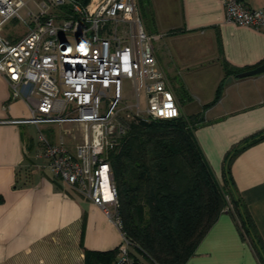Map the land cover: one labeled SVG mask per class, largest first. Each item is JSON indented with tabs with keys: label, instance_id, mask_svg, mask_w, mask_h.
I'll list each match as a JSON object with an SVG mask.
<instances>
[{
	"label": "crops",
	"instance_id": "1",
	"mask_svg": "<svg viewBox=\"0 0 264 264\" xmlns=\"http://www.w3.org/2000/svg\"><path fill=\"white\" fill-rule=\"evenodd\" d=\"M240 1L264 10V0ZM138 3L179 105L180 89L211 92L194 114L201 119L194 131L196 140L220 182L227 163L228 177L264 250V138L232 154L235 147L264 131V72L247 77H237L238 72L224 74V62L240 71L260 64L264 29L227 22L221 0ZM221 81V96L212 102ZM29 116L28 104L11 96L0 74V264H86L85 251L115 249L121 230L99 206L49 173L38 137L24 130L31 123L9 122ZM58 126L47 124V134L39 132L51 142L62 139L73 147L71 135ZM134 253L140 264H154L136 249ZM183 264L261 262L236 216L223 211Z\"/></svg>",
	"mask_w": 264,
	"mask_h": 264
},
{
	"label": "built area",
	"instance_id": "2",
	"mask_svg": "<svg viewBox=\"0 0 264 264\" xmlns=\"http://www.w3.org/2000/svg\"><path fill=\"white\" fill-rule=\"evenodd\" d=\"M33 1L36 11L26 12L30 21L22 36L11 39L0 33V74L11 96L24 99L30 109L28 118L9 122L80 125L81 141L73 147L62 139L51 142L39 132L40 155L54 178L99 206L121 230L108 151L126 127L120 119L113 121L123 98V80H130L136 91V105L125 117L172 119L185 114L158 61L154 35L145 27L138 0ZM221 1L227 22L264 29L263 9L240 0ZM25 4L0 0V30L7 20L22 19ZM130 249L121 231L111 264H139Z\"/></svg>",
	"mask_w": 264,
	"mask_h": 264
},
{
	"label": "trees",
	"instance_id": "3",
	"mask_svg": "<svg viewBox=\"0 0 264 264\" xmlns=\"http://www.w3.org/2000/svg\"><path fill=\"white\" fill-rule=\"evenodd\" d=\"M239 71L224 62L225 75ZM222 82L212 102L221 96ZM120 121L126 127L108 151V161L121 231L130 240L137 262L135 249L154 264H183L218 215L228 211L236 216L243 236L264 264L261 240L228 177L227 163L220 182L196 140L194 131L201 121L198 115L172 119L123 115ZM261 138L264 131L235 147L232 154ZM116 255L117 247L104 252L85 251L86 264H111Z\"/></svg>",
	"mask_w": 264,
	"mask_h": 264
},
{
	"label": "rangeland",
	"instance_id": "4",
	"mask_svg": "<svg viewBox=\"0 0 264 264\" xmlns=\"http://www.w3.org/2000/svg\"><path fill=\"white\" fill-rule=\"evenodd\" d=\"M26 2L25 6L20 9V15L22 19L11 18L7 20L0 33L6 37H16L22 35L27 29L26 23L30 21V18L26 16V12L28 10L36 11L35 3L33 0H24ZM122 92L123 98L120 103V107L117 110L116 117L114 118V122H118V120L127 112H131L128 108H134L136 105V91L130 80H123L122 82ZM209 89H180L179 100H180V109L182 112L189 117L193 116L200 108L201 100L206 99V97L210 96ZM140 109H144L146 100L144 96V92H140ZM51 125L58 126V124L53 123ZM40 129L38 130L34 125H25L24 130L31 133L34 137H38L39 131L44 134H47V124H40ZM62 133L72 134L69 136V140L73 141V143H78L81 141V127L76 123H64L58 126Z\"/></svg>",
	"mask_w": 264,
	"mask_h": 264
},
{
	"label": "water",
	"instance_id": "5",
	"mask_svg": "<svg viewBox=\"0 0 264 264\" xmlns=\"http://www.w3.org/2000/svg\"><path fill=\"white\" fill-rule=\"evenodd\" d=\"M264 72V62L260 63L259 65H256L252 68L240 71L236 74L237 77H247L251 75H256Z\"/></svg>",
	"mask_w": 264,
	"mask_h": 264
},
{
	"label": "snow or ice",
	"instance_id": "6",
	"mask_svg": "<svg viewBox=\"0 0 264 264\" xmlns=\"http://www.w3.org/2000/svg\"><path fill=\"white\" fill-rule=\"evenodd\" d=\"M81 51H83V46H81ZM170 114H174V113H170Z\"/></svg>",
	"mask_w": 264,
	"mask_h": 264
}]
</instances>
